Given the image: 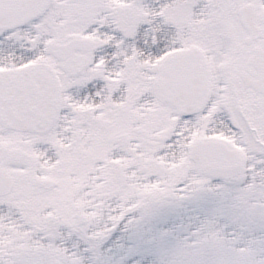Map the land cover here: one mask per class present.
Returning a JSON list of instances; mask_svg holds the SVG:
<instances>
[{
	"label": "snow or ice",
	"instance_id": "snow-or-ice-1",
	"mask_svg": "<svg viewBox=\"0 0 264 264\" xmlns=\"http://www.w3.org/2000/svg\"><path fill=\"white\" fill-rule=\"evenodd\" d=\"M0 264H264V0H0Z\"/></svg>",
	"mask_w": 264,
	"mask_h": 264
}]
</instances>
